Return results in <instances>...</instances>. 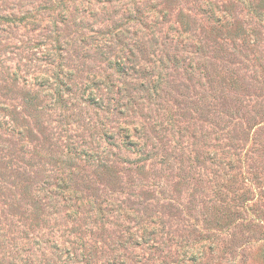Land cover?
<instances>
[{"label":"rangeland","instance_id":"374dc122","mask_svg":"<svg viewBox=\"0 0 264 264\" xmlns=\"http://www.w3.org/2000/svg\"><path fill=\"white\" fill-rule=\"evenodd\" d=\"M0 264H264V0H0Z\"/></svg>","mask_w":264,"mask_h":264}]
</instances>
